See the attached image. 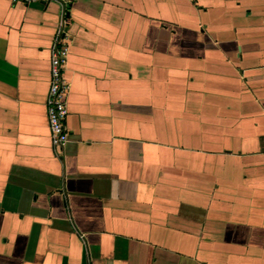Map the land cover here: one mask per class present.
<instances>
[{
	"label": "crops",
	"instance_id": "obj_1",
	"mask_svg": "<svg viewBox=\"0 0 264 264\" xmlns=\"http://www.w3.org/2000/svg\"><path fill=\"white\" fill-rule=\"evenodd\" d=\"M65 1L0 0V264H264V0Z\"/></svg>",
	"mask_w": 264,
	"mask_h": 264
},
{
	"label": "built area",
	"instance_id": "obj_2",
	"mask_svg": "<svg viewBox=\"0 0 264 264\" xmlns=\"http://www.w3.org/2000/svg\"><path fill=\"white\" fill-rule=\"evenodd\" d=\"M55 0H14V2L34 3L51 2ZM78 0H67V5ZM65 23L61 22L58 39L52 49L50 65V86L47 97V112L53 147L57 150L69 141V133L65 122L68 114L67 97L69 88L64 78V68L69 55L68 34L64 31Z\"/></svg>",
	"mask_w": 264,
	"mask_h": 264
}]
</instances>
